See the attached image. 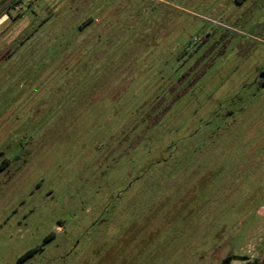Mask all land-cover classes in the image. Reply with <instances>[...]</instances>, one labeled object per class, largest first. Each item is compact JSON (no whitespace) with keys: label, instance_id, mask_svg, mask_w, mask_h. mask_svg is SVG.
Wrapping results in <instances>:
<instances>
[{"label":"rangeland","instance_id":"1","mask_svg":"<svg viewBox=\"0 0 264 264\" xmlns=\"http://www.w3.org/2000/svg\"><path fill=\"white\" fill-rule=\"evenodd\" d=\"M132 2L0 14V264L264 259V0Z\"/></svg>","mask_w":264,"mask_h":264},{"label":"trees","instance_id":"2","mask_svg":"<svg viewBox=\"0 0 264 264\" xmlns=\"http://www.w3.org/2000/svg\"><path fill=\"white\" fill-rule=\"evenodd\" d=\"M8 0H0V7L1 4L6 3ZM21 0H11L10 2L7 3V8L6 9H1L0 14H2L4 11L6 12H10L12 8H14L13 6L19 2ZM130 2H132V0H128ZM146 1H150V0H146ZM238 3H242L241 1L244 0H236ZM133 3V2H132ZM132 3H130V5H132ZM152 3V2H151ZM160 5V4H159ZM157 5V6H159ZM16 6V5H15ZM151 10H153L154 12H156V6L152 5L150 6ZM149 7V8H150ZM11 13V12H10ZM10 16H14L13 14ZM154 16V15H153ZM158 16V15H157ZM15 17V16H14ZM152 16L148 15V17H146L147 19L145 20H149V18H151ZM93 19L92 17H90V19H88V21H85L83 24L88 23V22H92ZM262 73L264 74V67L261 69ZM54 237L53 233L48 234L45 238L44 241L47 242L49 240H51ZM42 246H36L33 248H30L29 250H27L24 254H22L21 256H19L16 260V262L14 264H21L24 261H26L28 258H30L31 256H33L37 251L41 250ZM235 256L234 254H229L227 255L222 262H220L219 264H229L231 261V258ZM248 264H264V259L260 260L259 258H256L253 262H250Z\"/></svg>","mask_w":264,"mask_h":264},{"label":"flooded vegetation","instance_id":"3","mask_svg":"<svg viewBox=\"0 0 264 264\" xmlns=\"http://www.w3.org/2000/svg\"><path fill=\"white\" fill-rule=\"evenodd\" d=\"M260 73L263 74L262 71H260ZM12 164V158L5 156L0 161V171H8L12 167Z\"/></svg>","mask_w":264,"mask_h":264},{"label":"built area","instance_id":"4","mask_svg":"<svg viewBox=\"0 0 264 264\" xmlns=\"http://www.w3.org/2000/svg\"><path fill=\"white\" fill-rule=\"evenodd\" d=\"M27 1H29V2H30V1H32V0H27Z\"/></svg>","mask_w":264,"mask_h":264}]
</instances>
